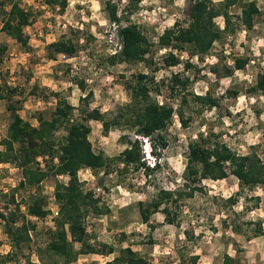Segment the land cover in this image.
I'll use <instances>...</instances> for the list:
<instances>
[{"label": "rangeland", "instance_id": "374dc122", "mask_svg": "<svg viewBox=\"0 0 264 264\" xmlns=\"http://www.w3.org/2000/svg\"><path fill=\"white\" fill-rule=\"evenodd\" d=\"M16 1L32 13L33 24L25 29L30 46L27 50L2 31L10 7L7 5L4 10L0 5V45L7 47L0 65V92L10 100L0 101V150H4L1 141L7 137L12 122L9 105L17 108L26 122L38 125V114L50 118L56 95L78 107L80 99L92 92L90 108L114 114L119 106L131 102L130 86L137 82L136 76L147 74L154 79L147 82L153 99L181 110L188 124L184 126L181 116L175 113L171 126L160 133L166 147L158 135L154 140L156 148L140 137L144 153L151 151L150 157L145 154L152 169L149 175L144 169H130L120 175L115 170L123 167L115 165L109 176L101 172L96 175L90 169L80 171L85 188L94 190L101 199L100 205L110 212L87 218L91 242L114 246L117 251L132 247L147 264H224L227 255L234 260L231 264H264V187L242 190L233 175L224 180H205L201 192L173 210L178 216L177 226L165 223L161 212L144 224L139 210V202L150 203L161 189L174 190L184 184L189 143L201 134L217 136L220 142L241 154L254 148L264 160V97L249 91L259 74L264 73V0H243L255 1L262 12L252 31L236 27L237 31L215 44L204 60L191 57L189 51H174L181 60L175 67L164 63L170 50L159 45V37L176 21H185L188 0H143L135 11L128 9L127 0H115L123 16L122 25L137 24L149 38L152 51L148 65L110 63L109 58L120 50V41L116 26L104 11L103 0H68L64 12L48 7L45 0ZM232 12L235 16L241 14L238 6ZM216 21L224 28L222 18ZM234 22H238L236 18ZM63 38L78 44V54L73 58L59 55L56 60L47 59L46 47ZM237 58L248 60L245 69H235ZM227 69L233 71L231 76L227 75ZM177 74L190 83L186 89L176 87L174 92L172 78ZM81 83L85 89L78 85ZM230 91L238 95L235 97ZM206 95L215 99L217 105L212 107L196 99ZM91 126L89 139L94 151L109 157H118L126 148L124 136L137 137L125 127L113 129L106 137L99 122H91ZM63 134L62 130L56 136ZM40 162L44 166L42 159ZM22 179V172L15 165L0 164V211L16 208L11 202L14 196L21 215L30 218L28 204L37 191L47 198L51 214L43 220L34 219L37 228L31 232L30 248H25L17 261L9 264H43L36 251L46 247L56 229L54 218L59 211L54 197L56 183H67L68 178L50 177L37 190L19 189ZM231 197L237 199L234 205L228 201ZM0 242L1 255L12 251L3 226ZM112 258L81 256L73 264H105ZM44 260L53 264V259L46 255Z\"/></svg>", "mask_w": 264, "mask_h": 264}, {"label": "trees", "instance_id": "16d2710c", "mask_svg": "<svg viewBox=\"0 0 264 264\" xmlns=\"http://www.w3.org/2000/svg\"><path fill=\"white\" fill-rule=\"evenodd\" d=\"M127 1L128 9L135 11L143 0ZM103 3L107 18L116 26L120 41V50L109 58L110 63L148 65L152 44L147 35L137 24L122 25L123 16L115 0H103ZM45 4L53 9L58 8L61 12H64L69 5L68 0H45ZM188 4L185 21H176L159 37V45L170 50L169 56L164 59L168 67H175L181 63L180 58L173 54L174 51L180 53L189 51L191 57L204 60L215 44L221 42L227 34H234L237 31L236 27L241 26L247 31H252L262 14L255 1L188 0ZM0 5L4 10L7 5L10 7L2 31L24 49L29 50V39L25 35V29L33 24L32 13L23 9L16 0H4ZM236 6L241 10L238 16L232 12V8ZM218 18L223 19L224 28L218 25L216 21ZM234 18L237 23L234 22ZM6 52L7 47L0 45V65ZM78 52V44L69 38H63L46 47V57L49 60H56L59 55L73 58ZM247 63L248 60L237 58L235 69L243 70ZM186 66L189 67L190 64L187 63ZM226 72L228 76L233 73L230 69ZM136 78L137 82L130 86L131 102L119 106L117 113L114 114L102 113L97 108L91 109L89 100L93 97L92 92L80 99L78 107L56 95L55 108L50 118H46L43 113L38 114L36 118L38 127L26 122L13 105L8 106V110L12 112V122L7 137L1 141L4 150H0V164L15 165L21 170L23 179L18 188L37 190L50 177L68 178L67 183L59 181L56 183L54 197L59 206L58 215L54 218L56 229L51 232V240L46 247L36 251L43 264H50L45 262L44 255L53 259V264H73L81 256L88 255L113 256V259L105 264H147V261L132 247L117 251L114 246L91 242L87 218L99 217L110 212L100 205L101 199L96 197L94 190H87L85 183L79 178L80 171L84 169H90L96 175L101 172L104 176H109L114 171V165L123 167L115 170L120 175L130 169L134 171L144 169L149 175L152 169L146 163L141 138L147 139L151 142L150 146L156 148L154 140L158 135L162 145L166 147L167 142L160 133L171 126L175 113L181 116L184 126H187L188 122L184 119L181 110L169 104H160L153 99L152 88L147 83L150 80L153 82V78L150 79L147 74H139ZM172 81L171 90L174 92L176 87L181 86L186 89L190 83L189 79L182 80L178 74L172 78ZM78 85L85 89L84 84ZM249 91L253 95L264 97V73L259 74L256 83ZM229 93L235 97L238 95V92ZM196 99L212 107L217 105V101L210 95L197 96ZM3 100L9 98L0 92V101ZM91 122H99L106 137L113 129L119 127L133 130L137 137L134 139L128 135L124 136L126 148L118 157H109L103 152L94 151L89 139L92 133ZM62 130L65 134L57 138L56 134ZM213 137L201 134L198 139L189 143L184 184L174 190L161 189L150 203L139 202L140 216L144 224H149L152 216L161 212L165 223L177 226L178 216L173 210L184 200H190L197 192H201L203 190L201 185L205 180H224L229 175H233L239 180L242 190L253 191L258 187H264V160L256 150H253L254 148L247 154H241L220 142L217 136ZM41 159L44 166L40 162ZM228 201L234 205L237 199L231 197ZM11 202L16 208L10 211L6 208L8 212L0 211V226H3L12 251L5 255L0 254V264L16 262L19 253L25 248H30L31 232L37 228L34 219L43 220L51 214L47 209V198L37 194V191L28 204L30 218L21 215L20 205L16 204L14 196L11 197ZM77 245L79 248L76 247ZM25 258L30 261L29 257L25 256ZM197 259L198 257L194 258V262ZM233 261L229 255L224 258V264H231Z\"/></svg>", "mask_w": 264, "mask_h": 264}, {"label": "clouds", "instance_id": "9594fccd", "mask_svg": "<svg viewBox=\"0 0 264 264\" xmlns=\"http://www.w3.org/2000/svg\"><path fill=\"white\" fill-rule=\"evenodd\" d=\"M145 154H147L146 156H147V158H148V157H150V155H151V151H150V152L147 151V152H145Z\"/></svg>", "mask_w": 264, "mask_h": 264}, {"label": "built area", "instance_id": "2783aa9c", "mask_svg": "<svg viewBox=\"0 0 264 264\" xmlns=\"http://www.w3.org/2000/svg\"><path fill=\"white\" fill-rule=\"evenodd\" d=\"M63 57L65 58V56H63ZM60 177H64V176H60ZM55 215L57 216V215H58V212H55ZM54 217H55V216H54ZM54 217H53V218H54Z\"/></svg>", "mask_w": 264, "mask_h": 264}, {"label": "crops", "instance_id": "0c3cea01", "mask_svg": "<svg viewBox=\"0 0 264 264\" xmlns=\"http://www.w3.org/2000/svg\"><path fill=\"white\" fill-rule=\"evenodd\" d=\"M18 113H19V111H18ZM21 116V115H20ZM22 117V116H21ZM23 118V117H22ZM24 119V118H23ZM34 127H38V125H33ZM104 257V256H103ZM113 259V258H112ZM112 259H110V260H112Z\"/></svg>", "mask_w": 264, "mask_h": 264}]
</instances>
